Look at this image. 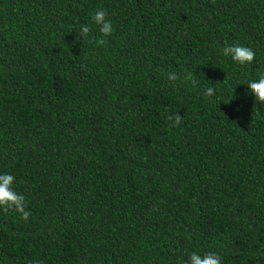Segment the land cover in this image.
<instances>
[{"label": "trees", "instance_id": "16d2710c", "mask_svg": "<svg viewBox=\"0 0 264 264\" xmlns=\"http://www.w3.org/2000/svg\"><path fill=\"white\" fill-rule=\"evenodd\" d=\"M262 72L264 0H0V264H264Z\"/></svg>", "mask_w": 264, "mask_h": 264}, {"label": "clouds", "instance_id": "9594fccd", "mask_svg": "<svg viewBox=\"0 0 264 264\" xmlns=\"http://www.w3.org/2000/svg\"><path fill=\"white\" fill-rule=\"evenodd\" d=\"M92 20L98 27L102 37L106 38L112 35L114 29L111 20L108 18L106 10L103 8L96 10L92 14ZM90 33V27L88 25H82L79 29L78 35H82L87 38ZM100 45L107 43L106 39H100L96 41ZM222 54L225 57H230L234 62L240 65L250 64L255 59V51L243 45L225 46L222 50ZM169 81L180 80L181 77L175 72L167 74ZM186 83H190L192 87H196L198 81L194 77H186ZM249 92L255 98V102L264 104V72L258 75L256 80H250L247 82ZM215 94L214 87H207L204 91L205 97H212ZM182 116L178 113L169 114L167 120L171 122V127H177L182 122ZM15 177L11 174H0V209L5 213L10 210L15 211L21 215V218L27 220L30 212L25 210V197L23 194L16 192L13 188ZM221 256L216 252H205L203 255L197 252H192L189 256V260L186 264H221Z\"/></svg>", "mask_w": 264, "mask_h": 264}]
</instances>
